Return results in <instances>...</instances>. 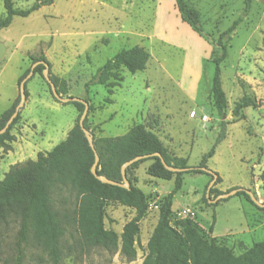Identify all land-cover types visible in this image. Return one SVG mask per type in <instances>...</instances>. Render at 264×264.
Returning <instances> with one entry per match:
<instances>
[{"label":"rangeland","instance_id":"obj_1","mask_svg":"<svg viewBox=\"0 0 264 264\" xmlns=\"http://www.w3.org/2000/svg\"><path fill=\"white\" fill-rule=\"evenodd\" d=\"M39 1L14 0V5L27 9ZM188 2L201 12L202 34L175 15L176 0H54L29 16H14L10 26L0 28V40L7 47L0 60V116L20 95L18 79L32 66L30 55L45 54L51 73L66 81L68 92L62 95L86 98L89 106H94L87 118L96 136L123 135L133 125L146 123L172 153L188 157L189 165L197 167L225 123L226 135L207 166L221 176L213 187L225 193L248 188L264 202L260 179L264 168V0H252L222 63L221 79L228 98L223 115L210 98L215 71L212 55L219 34L242 15L244 0ZM5 16V0H0V18ZM137 44L150 52L146 69L131 73L123 68V80L113 87V94L103 84H88L107 59ZM27 89L29 96L19 111L21 117L11 128L17 115L6 130L14 139L0 147V180L13 165L37 159L65 140L79 117L76 106L59 101L40 74L28 80ZM107 97L114 102L108 103ZM243 97L254 105L235 113ZM192 111H196L195 116H191ZM203 115L207 119H202ZM151 162H142L130 173L133 183L148 195L149 203L140 221L133 261L120 251L85 242L73 219L76 195L67 189L55 193V210L69 217L63 237V264L143 262L163 198L175 185L174 179L149 175ZM211 180L208 172L184 174L183 186L174 199L172 223L191 218L208 231L215 217L217 240L240 254L264 238V212L238 192L209 205L205 195ZM187 207L191 213L185 211ZM135 214V207L112 200L106 209L105 227L121 234ZM19 230L20 221L13 217L1 227L0 264H15ZM24 248L23 264H52L43 246L32 237Z\"/></svg>","mask_w":264,"mask_h":264},{"label":"trees","instance_id":"obj_2","mask_svg":"<svg viewBox=\"0 0 264 264\" xmlns=\"http://www.w3.org/2000/svg\"><path fill=\"white\" fill-rule=\"evenodd\" d=\"M54 0H41L30 8H16L14 0H5L6 16L0 18V28L11 25L14 16H29L42 5L52 4ZM176 6L181 18L199 34L203 33L201 12L191 5L188 0H176ZM252 7V0H244V9L231 26L222 31L216 41L213 50L212 61L215 71L210 91L213 106L220 115H223L228 106V98L223 88L221 72L222 63L227 57L230 41L238 25L243 21ZM264 42V39H263ZM221 51L218 54V51ZM150 52L141 45L122 48L114 56L107 59L91 77L90 83L103 84L109 94H113V87L123 80L121 71L126 68L135 73L146 69L150 60ZM32 63L37 61L51 63L45 54L39 56L30 55ZM29 67L18 79V83L30 72ZM45 64L41 63L35 68L34 74L44 77ZM50 76L56 84L60 94L68 92L66 81L53 75ZM26 95L29 91L26 84ZM86 99V98H84ZM87 100V99H86ZM88 101V100H87ZM108 103H113L111 97H107ZM20 102V95L0 116V130L7 124L13 115L16 106ZM79 111V117L74 126L68 132L65 140L54 146L46 153H40L37 159H32L24 164H15L0 180V231L1 227L8 223L11 217L20 221V230L16 241L15 264H23L24 245L30 237L40 243L52 260V264H63V237L66 234V224L69 223L67 214H61L54 208V195L59 190L67 189L76 195L77 207L75 209L74 222L81 230L85 242L95 246H102L108 250L120 253L128 261L135 260L137 256V238L140 233V221L148 212V195L143 189L135 185L130 173L139 165L151 160L147 172L154 178L165 180L174 179L175 185L172 191L163 198L159 210L158 222L149 238L148 253L141 264H264V238L240 254H236L227 245L221 244L217 236H209L208 232L214 230L215 217L207 231L201 224L191 218H184L177 224H173V204L175 195L182 188L184 174L186 172L206 173L200 169H192L184 172H174L165 167L158 156L144 158L134 162L127 168V176L131 187L104 183L91 171L95 161V153L89 144L79 120L85 109V105L79 101L72 102ZM254 105L248 97L239 101L234 112L238 113L243 108ZM94 106L90 105L89 110ZM21 117L15 118L13 125ZM85 126L90 129L88 118ZM94 134V133H93ZM226 135L225 123H222V131L217 141L206 152L199 166H208V161L216 153V147ZM14 137L9 131L0 134V147L6 146ZM94 144L100 156L98 173L122 182V165L138 156L160 152L169 165L186 168L189 167L188 157L172 153L164 144L160 136L146 123L133 125L125 134L109 137L96 136ZM210 174V173H209ZM212 176V174H210ZM213 178V176H212ZM260 179L264 189V168ZM221 176L218 175V182ZM225 193L216 187L210 191L211 199ZM237 195L244 196L249 202L264 212V207H259L245 191H239ZM116 200L123 205L132 206L136 214L126 223L121 234L105 227L106 209L110 201ZM205 201L209 205V198L205 195ZM75 245L81 246V243Z\"/></svg>","mask_w":264,"mask_h":264},{"label":"water","instance_id":"obj_3","mask_svg":"<svg viewBox=\"0 0 264 264\" xmlns=\"http://www.w3.org/2000/svg\"><path fill=\"white\" fill-rule=\"evenodd\" d=\"M6 50H7L6 44L3 41L0 40V60L4 57V55L6 53ZM41 63L45 64V69L43 71L44 77L47 80V82L49 83V85L51 87V90L53 92V95L59 101L64 102V103L73 102V101H79V102L84 103L85 109H84L83 113L81 114L79 123H80V126H81L82 130L85 133V136L87 137V139L89 141L90 146L92 147V149L94 150V153H95V161H94V163L92 165L91 171L102 182L109 183V184H112V185H119V186L126 187V188L130 189L131 182L128 179V176H127V168L130 165H132L134 162L139 161L141 159L149 158V157H153V156H158V157L161 158V160H162L163 164L165 165V167L168 168L171 171L184 172V171H189V170H192V169H200V170H203L205 172H208V173L212 174L213 178H212V180H211V182H210V184L208 186V189H207V197L209 198V202L210 203L211 202L215 203L219 199L227 198V197H229V196H231L233 194H236L239 191H245L251 196L252 200L259 207H264V202L260 200V198L258 197V194L254 193L252 190H250L248 188H243V187H238V188L232 189L229 192L219 194L216 198L211 199L210 198V191H211V188L213 187L214 183L216 182V180L218 178V174L216 172L212 171L211 169H209L208 167H205V166H197V167L189 166V167H186V168H178V167L169 165L160 152H154V153L145 154V155H138V156L126 161L121 167V173H122V176H123V181L122 182L114 180V179H110V178H108L107 176H105L103 174H99L98 173V165H99V162H100V156H99V153H98V151H97V149L95 147V144H94V134L92 133V131L90 129H88L85 126V123H84L85 119L87 118L88 111H89V102L86 99L81 98V97H76V96L64 97L62 94H60L58 92L56 84L51 79V76H50V65L47 62H44V61H37V62L33 63L32 66H31L30 72L20 82V102L16 106V109H15L13 115L10 117V119L8 120V122L5 125V127L2 130H0V134L6 132L9 124L19 114V111H20L21 107L24 105L25 100L27 98V95H26V84H27L28 80L34 75L35 68Z\"/></svg>","mask_w":264,"mask_h":264},{"label":"crops","instance_id":"obj_4","mask_svg":"<svg viewBox=\"0 0 264 264\" xmlns=\"http://www.w3.org/2000/svg\"><path fill=\"white\" fill-rule=\"evenodd\" d=\"M174 1V0H173ZM161 2V0H158V3H160ZM175 5H176V3H175ZM176 7V9L174 10V13H175V15L179 18V16H180V18H181V15H180V12H179V10H178V8H177V6H175ZM182 19V18H181ZM189 207V206H188ZM187 207V208H188ZM186 208V209H187ZM190 208V207H189ZM204 228H205V226L204 225H202ZM213 235H214V230H213ZM215 236V235H214ZM142 262V261H141ZM141 262H140V264H141Z\"/></svg>","mask_w":264,"mask_h":264},{"label":"built area","instance_id":"obj_5","mask_svg":"<svg viewBox=\"0 0 264 264\" xmlns=\"http://www.w3.org/2000/svg\"><path fill=\"white\" fill-rule=\"evenodd\" d=\"M195 115H196V111H192L191 116H195ZM202 119H207V116L206 115H203L202 116ZM185 211L187 213H191V210L189 208H187Z\"/></svg>","mask_w":264,"mask_h":264}]
</instances>
